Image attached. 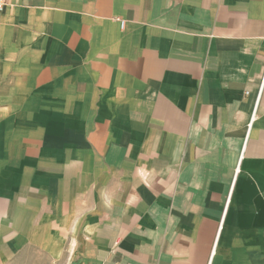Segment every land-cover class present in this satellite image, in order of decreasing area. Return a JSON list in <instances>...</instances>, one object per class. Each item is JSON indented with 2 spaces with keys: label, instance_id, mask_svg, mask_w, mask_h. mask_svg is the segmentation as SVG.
I'll return each mask as SVG.
<instances>
[{
  "label": "crops",
  "instance_id": "crops-1",
  "mask_svg": "<svg viewBox=\"0 0 264 264\" xmlns=\"http://www.w3.org/2000/svg\"><path fill=\"white\" fill-rule=\"evenodd\" d=\"M3 1L0 264H264V0Z\"/></svg>",
  "mask_w": 264,
  "mask_h": 264
},
{
  "label": "rangeland",
  "instance_id": "rangeland-1",
  "mask_svg": "<svg viewBox=\"0 0 264 264\" xmlns=\"http://www.w3.org/2000/svg\"><path fill=\"white\" fill-rule=\"evenodd\" d=\"M40 240V247L34 244L25 246L20 253L15 256L11 262L7 264H64L66 259L65 254H50L46 247V244H42Z\"/></svg>",
  "mask_w": 264,
  "mask_h": 264
},
{
  "label": "built area",
  "instance_id": "built-area-1",
  "mask_svg": "<svg viewBox=\"0 0 264 264\" xmlns=\"http://www.w3.org/2000/svg\"><path fill=\"white\" fill-rule=\"evenodd\" d=\"M3 8H4V1L0 0V13L3 10ZM120 24H121V26H123V21H120Z\"/></svg>",
  "mask_w": 264,
  "mask_h": 264
}]
</instances>
